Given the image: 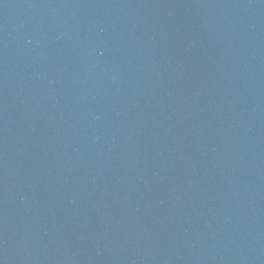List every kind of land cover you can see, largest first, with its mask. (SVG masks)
I'll return each mask as SVG.
<instances>
[{"label":"water","instance_id":"95a60500","mask_svg":"<svg viewBox=\"0 0 264 264\" xmlns=\"http://www.w3.org/2000/svg\"><path fill=\"white\" fill-rule=\"evenodd\" d=\"M0 264H264V0H0Z\"/></svg>","mask_w":264,"mask_h":264}]
</instances>
